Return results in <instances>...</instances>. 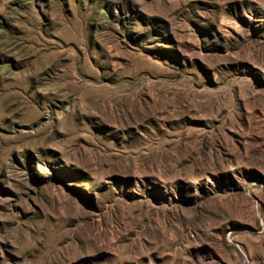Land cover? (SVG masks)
<instances>
[{
    "label": "rangeland",
    "instance_id": "1",
    "mask_svg": "<svg viewBox=\"0 0 264 264\" xmlns=\"http://www.w3.org/2000/svg\"><path fill=\"white\" fill-rule=\"evenodd\" d=\"M0 264H264V0H0Z\"/></svg>",
    "mask_w": 264,
    "mask_h": 264
}]
</instances>
